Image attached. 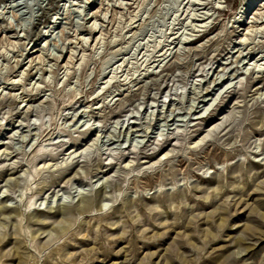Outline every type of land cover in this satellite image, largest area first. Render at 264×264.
Here are the masks:
<instances>
[{
	"label": "rangeland",
	"instance_id": "rangeland-1",
	"mask_svg": "<svg viewBox=\"0 0 264 264\" xmlns=\"http://www.w3.org/2000/svg\"><path fill=\"white\" fill-rule=\"evenodd\" d=\"M263 19L264 0H0V206L21 213L0 264H264Z\"/></svg>",
	"mask_w": 264,
	"mask_h": 264
},
{
	"label": "bare ground",
	"instance_id": "bare-ground-1",
	"mask_svg": "<svg viewBox=\"0 0 264 264\" xmlns=\"http://www.w3.org/2000/svg\"><path fill=\"white\" fill-rule=\"evenodd\" d=\"M253 3V2H252ZM244 6H245V4H244ZM243 6V7H244ZM243 7H242V9H243ZM245 10V9H244ZM240 12H241V10H240ZM239 12V13H240ZM260 26L262 27V26H264L263 24H264V19L263 20H261V22H260ZM258 25V24H257ZM94 28V27H93ZM92 28V29H93ZM94 30V29H93ZM82 202H83V204L82 205H79L78 207H77V209H78V211L79 212H83V211H85V210H88V209H90V208H92L93 207V203H94V198L92 197H83L82 198ZM103 205L102 206H100V209H103ZM15 211V214H16V216H19V215H21V213H20V211H19V209H14V208H11V207H9V206H0V215H3V216H5V217H10L11 216V212L12 211ZM58 213H59V215H61L62 216V219H64V218H66V216L64 215L65 213L63 212V211H60V209H58ZM41 216H43L42 215V213L40 212V210H36L35 211V213L34 214H31L30 215V218L31 219H33L35 222H38V224L40 223V222H42L41 220L43 219V218H41ZM16 222V221H15ZM17 227H16V225L15 224H13V222H8L7 220H1L0 221V242L2 241V239L3 238H5L8 234H10V233H13L14 231H15V229H16ZM56 229H57V231L59 232H61V231H64V229H62V226L61 227H55ZM53 227H51V228H49V229H43L42 231H40L41 233L42 232H45V231H47L48 233H49V236H50V238H51V236L53 237V234H54V232H53ZM39 232V233H40ZM49 238V239H50ZM52 239V238H51ZM15 256H16V263L15 264H25V262H23L22 260H21V253L19 252V249L18 248H16V250H15ZM15 261V260H14Z\"/></svg>",
	"mask_w": 264,
	"mask_h": 264
}]
</instances>
